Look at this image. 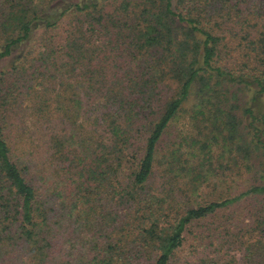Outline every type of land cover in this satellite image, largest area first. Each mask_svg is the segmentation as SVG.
<instances>
[{"label":"trees","instance_id":"16d2710c","mask_svg":"<svg viewBox=\"0 0 264 264\" xmlns=\"http://www.w3.org/2000/svg\"><path fill=\"white\" fill-rule=\"evenodd\" d=\"M55 1L0 0V264H264V0Z\"/></svg>","mask_w":264,"mask_h":264},{"label":"rangeland","instance_id":"374dc122","mask_svg":"<svg viewBox=\"0 0 264 264\" xmlns=\"http://www.w3.org/2000/svg\"><path fill=\"white\" fill-rule=\"evenodd\" d=\"M73 2V3H84V2H87L88 0H64L62 4H60L61 0H56L55 2H53L52 4L49 5V8L47 9L46 11V15L47 16H53L54 14H57L58 12H60V10L64 7V3L66 2ZM59 4V5H58ZM59 35L62 34V31H60L58 33ZM242 33L241 32H237L235 33L234 35L231 36L230 38V42H232L233 44H245L242 40ZM242 49V48H241ZM241 49H235V51L233 53L230 54V57L229 59L230 60H237L239 57H242L243 56V53H242V50ZM228 59V60H229ZM8 63V60L6 61H2L0 63V70L3 69ZM190 107H191V104L188 103L185 105V109L186 110H190ZM181 130H183L184 132H187V131H190L191 133L194 131H192V128L190 126L189 123H187V116L186 114H183L181 115L170 127L169 129V132H168V135L166 138H168V140H171L173 138H176L179 136V133L181 132ZM263 160H258V161H252L253 163V166L252 168L254 167L256 170H261L260 168L263 166ZM261 171H257V173L253 174L254 177L251 178L250 180H253V184H256L258 182H261L263 179L262 178H259L258 175H260ZM246 186L245 185H242L240 186V190L242 189H245ZM198 201H200V199H198ZM257 202H251L255 208H260V205L262 204V200L259 198L257 199ZM191 206H194L195 204L194 203H190ZM208 224H210L209 220H207L204 224H202L203 226H201V230H204ZM201 230H198V231H201ZM190 243L188 242V244H186L185 248L179 253V262L178 264H181L183 262H187V261H191L193 257H191L189 254H188V251H191L190 250Z\"/></svg>","mask_w":264,"mask_h":264}]
</instances>
